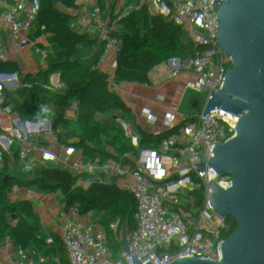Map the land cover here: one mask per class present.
I'll return each instance as SVG.
<instances>
[{
	"label": "built area",
	"instance_id": "1",
	"mask_svg": "<svg viewBox=\"0 0 264 264\" xmlns=\"http://www.w3.org/2000/svg\"><path fill=\"white\" fill-rule=\"evenodd\" d=\"M17 1L22 10L34 17L40 30L36 57L52 67L55 75L70 78L76 83V90L82 91L78 108L45 121L43 126L51 130L52 137L43 149L33 144L34 159L47 161L45 157L50 154L57 166L66 169L60 192L66 185L74 184L71 196L75 198L80 171L69 166L75 155L67 142L72 130L83 121L84 125L78 127L79 137L89 126L93 127L83 143L105 137L110 144L122 145L149 161L154 174L158 176L155 186L145 191L130 188L127 204L132 207L139 201L155 203L157 211L148 215L156 221H164L166 230L172 222L181 218L186 203L192 198L191 186L183 181L177 170V139L173 137L178 127L181 128L180 132L176 131L179 134L185 131L200 103L191 66L196 67L200 76L205 78H220L231 84L262 83L259 66L247 58L258 34L238 31L230 20L239 15L241 4H245L254 16L257 11L264 15V0H203L207 3L202 6L198 0H159L169 13L164 23L170 40L163 45L141 40L134 27L128 24L116 25L108 35L87 34L84 27L88 17L80 12L83 0ZM94 1L97 5L92 13H100L103 4H119L129 9L134 2L141 3V0ZM182 11L189 15L190 22L186 28L178 29V16ZM210 29L215 33V44L207 45L204 61L191 59L182 53L183 41L191 40L192 44H199L205 41ZM104 44L109 46L105 48ZM133 49L142 52L143 63L147 60L153 63L148 70L138 72L135 85L142 83L145 87L144 82H152L153 88L138 91L134 85L125 91L126 96H138L140 106L135 111L114 113L109 106H103L102 97L94 92L108 79L114 82L127 78L130 73L135 74L136 65L129 58L115 56L116 51ZM23 51L33 52L30 47H25ZM166 65L176 66L177 73ZM81 73L86 76V87L81 85ZM187 84H191L194 90L186 92ZM175 88L182 89L183 93ZM98 108L101 109L99 114L93 115ZM1 158L5 159V156L1 155ZM0 182L6 186L5 179L0 178ZM11 215L13 219L21 217L19 211H11ZM102 244L108 252H114L112 243L103 240ZM79 249L83 248L78 247L77 251ZM142 250L146 252L132 264H194L198 245L178 237L166 244L162 239H157L142 247ZM140 252L134 251L133 243L126 242L123 247L124 260L134 258ZM80 254L84 264H98L89 250L86 254ZM10 261L6 253L0 254V263Z\"/></svg>",
	"mask_w": 264,
	"mask_h": 264
},
{
	"label": "trees",
	"instance_id": "2",
	"mask_svg": "<svg viewBox=\"0 0 264 264\" xmlns=\"http://www.w3.org/2000/svg\"><path fill=\"white\" fill-rule=\"evenodd\" d=\"M207 1L198 0L202 6ZM155 11H144L153 15V26L157 35H137L141 40L163 45L170 40L164 21L169 17ZM93 21L87 34L108 35L112 26L103 14L92 13ZM178 29L189 25V15L182 11L178 16ZM240 30L257 33L248 60L259 66L264 81V28L245 4L240 5L237 18ZM41 33L34 17L21 9L17 0L0 2V157L10 164L14 183L5 197L0 198V254L7 251L14 264H84L77 248L92 252L90 237L72 217V213H109L111 201L130 188L142 191L152 189L158 178L150 163L143 156L119 144H110L105 137L83 140L92 132L89 126L79 137L75 127L68 139L75 157L69 163L80 171L77 195L72 207L59 192L64 183L66 169L57 163L37 161L33 157L34 139L37 129L50 118L70 112L69 99L76 91V83L70 78L55 75L54 69L36 57ZM215 44V33L210 29L205 41L192 44L182 42V53L191 59L205 60L207 45ZM30 47L32 53L23 51ZM260 57H263L261 59ZM153 65L147 60L137 71ZM174 73L178 68L166 65ZM194 90L191 84L185 91ZM112 96L104 101L114 113L122 109L121 101ZM20 205L21 217L13 219L11 206ZM35 232L34 246L28 241ZM68 244L66 247L60 245ZM73 248L75 253L67 251ZM146 251L142 250L130 260L117 264H132ZM93 253V252H92ZM98 264H114L93 253Z\"/></svg>",
	"mask_w": 264,
	"mask_h": 264
},
{
	"label": "water",
	"instance_id": "3",
	"mask_svg": "<svg viewBox=\"0 0 264 264\" xmlns=\"http://www.w3.org/2000/svg\"><path fill=\"white\" fill-rule=\"evenodd\" d=\"M255 17L264 28V15ZM191 70L200 103L173 137L192 198L159 239L198 245L194 264H264V81L231 84Z\"/></svg>",
	"mask_w": 264,
	"mask_h": 264
},
{
	"label": "crops",
	"instance_id": "4",
	"mask_svg": "<svg viewBox=\"0 0 264 264\" xmlns=\"http://www.w3.org/2000/svg\"><path fill=\"white\" fill-rule=\"evenodd\" d=\"M2 0H0L1 2ZM83 6L80 8V12L83 15L88 17V21L84 29L88 32V29L93 21V17L91 13L93 9L96 8V1L94 0H83ZM144 11H155L165 14L167 11L162 7L159 0H141V3L134 2L133 6L129 9L125 7L114 4L113 6H109L108 4H103L101 7V12L99 14H103L109 20V23L113 28L116 25L128 24L134 27V29L138 32V34L147 33L148 35H152L153 38L157 35L156 29L153 26V15L152 14H143ZM156 12V13H157ZM237 18L230 20V24L235 27L238 31H241L239 28V24L237 22ZM105 48L109 45L104 44ZM103 50L104 48L101 47ZM115 56H122L123 58H129L131 63L136 65L135 74H129L127 78L122 80H116L111 82L109 79L105 82H102L100 86L97 88V91L94 94H99L102 97V104L104 101H109L112 96H117L116 101H121L122 109L121 111L127 110H137L140 106V101L138 96H126L127 92L131 87H134L135 81L137 80L138 71L137 69L140 65L145 61L143 60V54L138 50H119L116 51ZM136 75V79H135ZM80 82L82 87L87 86L86 76L85 74H80ZM121 83L123 86L122 91H118V93H112L110 88L115 86L117 83ZM139 83L136 86L138 91H142L143 89L151 90L153 88L152 82H144ZM101 88H104V92L101 93ZM82 98V91H78ZM71 98V97H70ZM76 101V100H75ZM81 101L77 102L74 107L70 104L71 109H76L79 107ZM104 106V105H103ZM100 108L95 110L93 115L99 114ZM91 133V132H90ZM84 136H87L84 134ZM52 133L51 130L47 126L41 125L38 129L37 136L34 139H31V143L35 144L37 148L43 149L47 146L49 139H51ZM50 154L46 155L47 161L50 160L52 163H56L51 158ZM45 159V160H46ZM0 178H3L7 181L6 186L4 187L0 182V198L5 197L7 195L8 190L11 185L14 183V177L12 175L10 164L3 160L0 157ZM74 184L66 185L65 188L59 193V196L67 202L70 207L74 203V198L71 196V192L74 190ZM129 199L128 191L121 193L116 196L110 203V212L109 213H97V212H81V213H72V217L80 224V226L84 229L87 235L90 237L92 244V252L99 255L103 259L113 262L117 260H124L123 255V247L126 242H131L134 244V251L136 253L142 250L147 244H151L157 240L153 236V233L157 230L154 229L153 224L148 221L154 220L149 217L148 213L157 211V205L153 202L149 201H139L136 206H128L127 200ZM20 205L13 204L10 208L12 212L19 211ZM156 221V220H155ZM151 222V221H150ZM145 230L147 232V237L145 241L139 240L140 234ZM34 238L35 232L32 234V238L28 241L29 246H34ZM156 239V240H153ZM159 239V237H158ZM103 240H107L115 246V250L113 253L108 252L105 249V246L102 244ZM91 252V253H92ZM92 253V254H93ZM0 264H14L12 261L10 262H1Z\"/></svg>",
	"mask_w": 264,
	"mask_h": 264
},
{
	"label": "rangeland",
	"instance_id": "5",
	"mask_svg": "<svg viewBox=\"0 0 264 264\" xmlns=\"http://www.w3.org/2000/svg\"><path fill=\"white\" fill-rule=\"evenodd\" d=\"M100 90H101V93H103L105 89L101 88ZM110 90H111L112 93H118V91H122L123 90V86L119 82L115 86L111 87ZM175 90L179 91L180 93H183L182 89L175 88ZM80 100H81V95L78 93V90H76L75 93L72 95V97L69 99V102L72 105V107H74L76 105V103L79 102ZM150 221H148V222L152 223L154 229L157 230V233H158L157 236L159 238H161L163 233H164V230L166 228L165 222L164 221H155V220H150ZM146 237H147V232L145 230H143V232L140 234L139 240L145 241ZM153 240H156V239H153ZM67 245L68 244L60 245V247H66ZM67 251L70 252V253H75V250L73 248L69 249L67 247Z\"/></svg>",
	"mask_w": 264,
	"mask_h": 264
}]
</instances>
